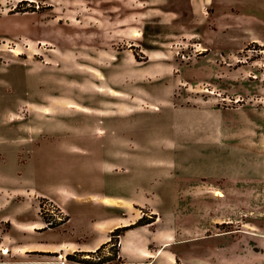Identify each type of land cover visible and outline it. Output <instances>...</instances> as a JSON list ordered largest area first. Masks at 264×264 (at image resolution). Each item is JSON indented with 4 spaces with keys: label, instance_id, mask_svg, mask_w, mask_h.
<instances>
[{
    "label": "rangeland",
    "instance_id": "obj_1",
    "mask_svg": "<svg viewBox=\"0 0 264 264\" xmlns=\"http://www.w3.org/2000/svg\"><path fill=\"white\" fill-rule=\"evenodd\" d=\"M140 215L110 264H264V0H0L4 258Z\"/></svg>",
    "mask_w": 264,
    "mask_h": 264
},
{
    "label": "trees",
    "instance_id": "obj_2",
    "mask_svg": "<svg viewBox=\"0 0 264 264\" xmlns=\"http://www.w3.org/2000/svg\"><path fill=\"white\" fill-rule=\"evenodd\" d=\"M34 8V9H32ZM30 10H35V7H32ZM43 218V217H42ZM46 222V228H52L58 226L60 223L64 222L65 217L60 218L56 222H49L48 219L44 218ZM155 221V215L145 217L142 215L135 222L128 225H122L114 228L109 233V240L100 244V246L93 251H76L74 253L66 254V259L73 263L80 264H110L111 262H121V257L118 255L119 252V237L126 230L140 226L149 224Z\"/></svg>",
    "mask_w": 264,
    "mask_h": 264
},
{
    "label": "crops",
    "instance_id": "obj_3",
    "mask_svg": "<svg viewBox=\"0 0 264 264\" xmlns=\"http://www.w3.org/2000/svg\"><path fill=\"white\" fill-rule=\"evenodd\" d=\"M260 42L261 41H263V40H259ZM210 98H207V99H205V100H203L202 101V104H204V103H206V102H210ZM212 103V102H211ZM212 105L214 106V108H216V110L218 111V112H228L229 111V108L228 107H223V106H218L217 104H215L214 102L212 103ZM223 121H217V122H215V124L213 125V127H214V129L215 130H220L221 131V129H222V127L223 128H225V127H227L228 129H231V128H233V127H235V124H233V123H228V122H223ZM207 189H210L209 191H214V193H218L219 195H217L218 197H220V194H222L221 193V191H220V189L219 188H216V187H212V188H207ZM216 196V195H215ZM108 204V203H107ZM141 216V215H140ZM140 216H138V217H135L136 219H138ZM136 219H134V220H136ZM237 220H238V218H237ZM242 223H244V224H246L247 226H252L253 225V227H255V228H257L258 229V227L256 226V225H254L253 223H251V222H246V221H244V220H240ZM134 221L133 220H129L127 217L126 218H124V219H120V222L119 223H116L115 225H123V224H129V223H133ZM156 222V220L154 221V222H152V223H149V224H145V225H140V226H136V227H133V228H130V229H128V230H132V229H134V228H137V227H143V226H152L154 223ZM128 230H126V231H128ZM125 231V232H126ZM242 231H243V233L244 234H248V235H251V236H253V238H256L257 236H258V234L260 233V231L259 230H257V231H253L252 229H249V228H242ZM124 232V233H125ZM123 233V234H124ZM123 234H121V235H123ZM109 235V234H108ZM107 237V236H106ZM260 237V236H259ZM120 239H119V251H120V240H121V236L119 237ZM106 241H108V238L106 239H104V241L103 242H106ZM252 242H254L253 240H251ZM103 242H101V243H103ZM100 243V244H101ZM164 243H167V242H164ZM253 248H255V245L254 246H252ZM9 248H11V249H8V246H3V245H0V253H1V257L2 258H0V264H15L16 262H19V261H27V259H25L24 257H26V256H23V259L22 258H18V259H15V261L14 262H12V263H8V261L4 258L5 257V254L6 253H10V252H12V251H14V252H18V250H20V249H18L17 250V248L18 247H15V248H12V247H9ZM157 248V247H156ZM14 249V250H13ZM16 249V250H15ZM96 248H94V249H91V250H86V251H93V250H95ZM85 251V252H86ZM142 251H143V255H146L147 256V254H151V252H149V250L147 249V248H142ZM118 255L121 257V255H120V253L118 252ZM19 256H21V255H18V257ZM154 257V256H153ZM173 257H174V255L173 254H169V257H168V259L169 260H173ZM121 260H122V257H121ZM35 261V260H34ZM148 261V263L149 262H151L150 261V259H148L147 260ZM146 261V262H147ZM119 263V262H118ZM68 264H80V263H73V262H69Z\"/></svg>",
    "mask_w": 264,
    "mask_h": 264
},
{
    "label": "bare ground",
    "instance_id": "obj_4",
    "mask_svg": "<svg viewBox=\"0 0 264 264\" xmlns=\"http://www.w3.org/2000/svg\"><path fill=\"white\" fill-rule=\"evenodd\" d=\"M134 35H135V33H134Z\"/></svg>",
    "mask_w": 264,
    "mask_h": 264
}]
</instances>
